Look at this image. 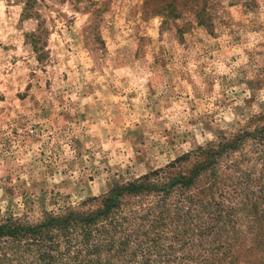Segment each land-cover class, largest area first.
I'll return each mask as SVG.
<instances>
[{"label": "rangeland", "instance_id": "374dc122", "mask_svg": "<svg viewBox=\"0 0 264 264\" xmlns=\"http://www.w3.org/2000/svg\"><path fill=\"white\" fill-rule=\"evenodd\" d=\"M37 4L41 56L24 40L36 22L0 0V219L94 209L115 186L243 135L191 188L211 187L207 206L178 221L171 196L172 232L151 259L264 264V139H253L264 129V0H189L168 16L155 0ZM4 254L0 264L35 263L30 251Z\"/></svg>", "mask_w": 264, "mask_h": 264}, {"label": "trees", "instance_id": "16d2710c", "mask_svg": "<svg viewBox=\"0 0 264 264\" xmlns=\"http://www.w3.org/2000/svg\"><path fill=\"white\" fill-rule=\"evenodd\" d=\"M4 1L20 6V22H36V28L25 33L24 40L34 55L41 56L45 32L39 23L37 3L42 0ZM155 1L162 4L161 9H166L168 16L175 4L183 6L189 0ZM253 134L254 141L261 144L264 129H257ZM242 138L243 135H236L182 154L162 168L113 187L96 199L97 206L91 210L66 208L56 214L44 213L33 224L13 216L1 218L2 258H5L4 252L17 259L21 252L30 251L35 254L34 264H130L129 261L136 257L134 264H153L152 252L163 239L166 240V231L169 236L172 232L169 226V222H173L171 196L176 197L173 208L177 210L178 221L183 213L194 212V207L200 210L207 206L208 200L201 195L211 187L196 193L191 190L197 189L191 188L199 185L203 175L214 170L219 157L235 150ZM150 196L151 201L142 206V197ZM178 232L174 234L179 235Z\"/></svg>", "mask_w": 264, "mask_h": 264}]
</instances>
